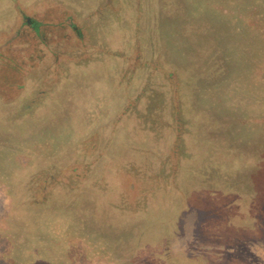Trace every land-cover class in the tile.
Instances as JSON below:
<instances>
[{
	"label": "rangeland",
	"instance_id": "1",
	"mask_svg": "<svg viewBox=\"0 0 264 264\" xmlns=\"http://www.w3.org/2000/svg\"><path fill=\"white\" fill-rule=\"evenodd\" d=\"M0 264H264V0H0Z\"/></svg>",
	"mask_w": 264,
	"mask_h": 264
},
{
	"label": "flooded vegetation",
	"instance_id": "2",
	"mask_svg": "<svg viewBox=\"0 0 264 264\" xmlns=\"http://www.w3.org/2000/svg\"><path fill=\"white\" fill-rule=\"evenodd\" d=\"M28 24H32L31 21L28 19ZM26 79V78H25ZM22 95V93H21ZM25 95V94H23ZM112 131V130H111ZM110 131V132H111ZM97 132V130H87V135H92L93 133ZM116 132V127L114 128V131L113 133L111 134L110 133V139H112L113 135L115 134ZM86 135V136H87ZM84 136V135H83ZM81 137V139H83L84 137ZM78 146H73V147H69V149H66V151L62 152L58 157H54V154H52L51 156L49 157H44L43 156H40V159L39 161H37L38 165H23L21 163V165L18 166V168H25L28 166V173H31L32 170L33 172L29 175V178L32 177V175H34L36 173L37 174H40L42 172V169H44V175L45 173H49L50 176H51V171L54 170L56 173H61V177L58 178V183H60V181H64V183H68V182H71V186H67L65 188V191H67L66 193L63 194L64 192V188L63 187H53L51 190H54L55 192L52 194L55 196V195H58L59 196V203H61L62 201V204H64L63 202V197H71V202L74 201V199L77 201L78 199V196L76 197L75 195L78 193L79 189L82 188L83 184L85 183H91V181H96V180H99V179H104L106 180V176L111 174V170L112 169H115V167L119 164V163H123V160H127L126 157H123V158H120L121 161L120 162H116L115 164H111L109 163V165L107 164V160H103V159H100V164L97 166V162H96V158L95 157H91V156H87L88 158H85V157H80L79 155V151L77 150ZM143 150V148H142ZM145 150V149H144ZM139 152V151H138ZM141 152V151H140ZM139 152V153H140ZM134 153L136 154L137 153V149L134 151ZM144 153V152H143ZM147 153V152H145ZM138 155H136L135 157L134 156H128V158H130L129 160H132L134 158H136ZM93 158V159H91ZM159 159V158H157ZM102 161H105V164L102 163ZM112 160L110 159V162ZM92 163V164H91ZM13 164V163H12ZM19 164V163H17ZM44 164V165H43ZM21 171H19L18 173L20 174ZM107 173V174H106ZM27 174L25 173V176H27ZM54 173H52L53 175ZM109 181H111V179H109ZM50 182V181H48ZM56 181L52 182V185L55 186V185H58ZM56 183V184H55ZM107 185V189L106 190H109V189H112L111 187H108V185L111 186L110 183L106 184ZM105 187V185H103ZM57 188V189H56ZM35 190L37 191V189H31V188H28L26 187V189H24V193L25 194H29V195H32V196H35L36 193H35ZM22 191V194H23V190ZM39 194L42 195L41 192L37 191ZM59 192V193H58ZM100 194V196H103L104 194H101L98 190L96 191ZM63 196V197H61ZM112 195H110L111 197ZM47 203H30L29 206H34V208H40L42 206H46ZM55 205V204H53ZM57 206V205H56Z\"/></svg>",
	"mask_w": 264,
	"mask_h": 264
}]
</instances>
